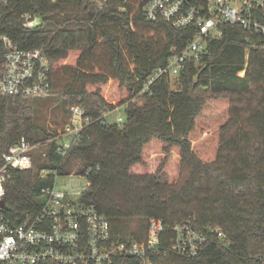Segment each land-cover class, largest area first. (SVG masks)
<instances>
[{"label":"trees","instance_id":"16d2710c","mask_svg":"<svg viewBox=\"0 0 264 264\" xmlns=\"http://www.w3.org/2000/svg\"><path fill=\"white\" fill-rule=\"evenodd\" d=\"M148 1L10 0L0 32L43 51L51 68L45 96L0 95V158L21 136L34 146L32 167L11 172L2 211L17 223L37 210L40 189L54 181L50 171L64 173L78 158L83 200L107 217L111 241L143 240L156 217L167 233L154 264H264V38L222 25L198 59L184 61L176 89L165 71L144 91L195 31L148 21ZM27 14L37 16L35 25L25 24ZM54 98L90 118L65 154L52 127L59 123ZM119 107L120 122H101L102 110ZM61 108L65 125L70 111ZM133 219L143 222L137 230ZM186 221L203 230L206 244L193 257L164 253L171 227ZM114 264L139 261L118 256Z\"/></svg>","mask_w":264,"mask_h":264},{"label":"built area","instance_id":"2783aa9c","mask_svg":"<svg viewBox=\"0 0 264 264\" xmlns=\"http://www.w3.org/2000/svg\"><path fill=\"white\" fill-rule=\"evenodd\" d=\"M102 7L104 0H96ZM10 0H0V24ZM148 21L164 20L172 27H194L193 37L183 50L171 51L164 67H157L148 77V86L161 73L167 71L177 77L184 61L192 56L198 59L207 47L208 40L221 34L222 25H236L264 38V0H205L203 4H191L189 0H149L143 7ZM26 25H35L37 16L24 15ZM50 61L40 49H22L7 34L0 32V95L18 96L22 99L45 96L49 89ZM100 120L106 122V113ZM109 114V113H108ZM117 117L115 122H120ZM90 122L79 106L70 107V116L61 131L60 145L65 154L80 131ZM26 137L9 145L0 158V201H3L6 184L12 170L32 167L33 149ZM78 193V192H77ZM43 204L17 223L3 213L0 206V264H114L118 256L137 258L139 264H154L167 229L160 218L147 221L145 238L130 243L111 241L109 221L91 203L83 200V192L71 199L66 190L51 185L40 189ZM223 241L220 229H213ZM173 235L167 238L164 253L172 252L180 257L197 255L207 242L202 229L189 221L171 227ZM210 231V230H209Z\"/></svg>","mask_w":264,"mask_h":264},{"label":"rangeland","instance_id":"374dc122","mask_svg":"<svg viewBox=\"0 0 264 264\" xmlns=\"http://www.w3.org/2000/svg\"><path fill=\"white\" fill-rule=\"evenodd\" d=\"M38 20V18H37ZM30 26V25H28ZM242 74V73H241ZM171 83H170V87L171 89H176L177 88V82H176V77L175 76H171ZM40 97V96H39ZM57 99V100H56ZM54 98L52 101V105H56V110L54 111V113L52 112V115H58V120L59 123H57L56 125H52V127H54L55 129H57L58 131V135L56 136L55 140L59 139L61 137V128L64 126L63 122L61 121V119H63L62 115V109L61 105L62 103H65V105L67 106L68 111H70V107L72 104L69 103V101L65 100L64 98ZM58 107V108H57ZM62 113V114H61ZM109 113V114H108ZM61 114V115H60ZM49 110L47 111V116H49ZM106 120L108 122H115V119L117 117H121L124 118L125 117V111L123 107H119V108H115L114 110H108L106 113ZM69 118V115H67L66 120L67 121ZM51 131V130H50ZM60 140V139H59ZM69 141V137L63 138L60 141H58V143L60 145H62L63 143H67ZM33 155H34V159L36 162V158L38 157V153L40 152V145H36L35 150H33ZM82 161L78 158L74 159L72 158L70 160L69 165L65 168L64 173H58L56 171H50L53 172V178L55 183L57 184V186L63 188L64 190H66L68 192V194L70 195L71 199H75L79 196L80 192H83L87 186V181H86V177L82 174H80V170L82 168ZM46 172V170L41 171L40 175H43ZM78 192V193H77ZM141 224H143V222L141 223L138 219H133L131 221V225L130 227H132V230H137L138 227L141 226ZM219 229V228H216Z\"/></svg>","mask_w":264,"mask_h":264},{"label":"water","instance_id":"95a60500","mask_svg":"<svg viewBox=\"0 0 264 264\" xmlns=\"http://www.w3.org/2000/svg\"><path fill=\"white\" fill-rule=\"evenodd\" d=\"M0 206L3 207V208L5 207V203H4V201H0ZM206 230L208 231L209 229L206 228Z\"/></svg>","mask_w":264,"mask_h":264}]
</instances>
